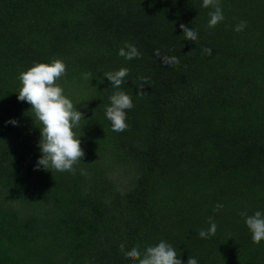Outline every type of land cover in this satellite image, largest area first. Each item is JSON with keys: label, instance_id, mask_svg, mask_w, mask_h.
<instances>
[{"label": "trees", "instance_id": "16d2710c", "mask_svg": "<svg viewBox=\"0 0 264 264\" xmlns=\"http://www.w3.org/2000/svg\"><path fill=\"white\" fill-rule=\"evenodd\" d=\"M202 4L0 0V264H136L121 243L143 252L160 241L184 264H264V241L253 243L241 215L264 213V0H220L215 28ZM125 42L142 58L119 56ZM157 49L179 63L164 65ZM53 59L84 115L75 174L36 170L41 125L18 100L20 73ZM122 67L134 107L117 133L104 73ZM210 217L216 234L201 239Z\"/></svg>", "mask_w": 264, "mask_h": 264}, {"label": "clouds", "instance_id": "9594fccd", "mask_svg": "<svg viewBox=\"0 0 264 264\" xmlns=\"http://www.w3.org/2000/svg\"><path fill=\"white\" fill-rule=\"evenodd\" d=\"M204 8H212L209 12V28H215L224 20L220 0H203ZM246 22H239L234 31L241 32L246 28ZM183 36L189 41H197L198 33L185 25H180ZM203 53L211 56L212 49L204 48ZM118 55L128 61L142 58V54L134 44L125 42L124 46L118 51ZM155 55L163 60L164 65L171 66L179 63L175 56H162L157 49ZM67 66L60 59H53L51 63H36L27 71L21 72L18 79L22 87L18 93V100L27 102L31 105L28 113H32L36 124L39 123L41 131V139L38 146L41 150L36 170L43 167L44 170L52 172H71L75 174V165L79 164L85 153L81 147V139L74 132L78 128L84 115L74 106L73 101L64 94V89L57 83L66 75ZM129 75V69L120 68L117 71L104 73V76L111 82L112 88L117 89L110 97V106L105 109V115L111 121L112 131L121 133L128 129L126 123V110H131L134 105L132 97L121 89L125 79ZM84 79H90L91 73H83ZM139 88L141 89L137 96L143 98L147 93L143 91L144 84L148 82L147 77L139 78ZM27 113V115H28ZM8 123L18 125L16 120H10ZM222 204H216L214 211L222 210ZM245 218V224L252 234V241L259 245L264 241V213L256 211L253 215L242 212ZM210 227L207 230H200L198 237L207 239L215 236L217 224L213 218L208 221ZM120 251L124 253L127 259L136 264H184L178 257L173 246L165 241L158 244L148 246L143 252L139 246L125 251V244H120ZM187 264H198V261L192 256L187 260Z\"/></svg>", "mask_w": 264, "mask_h": 264}]
</instances>
